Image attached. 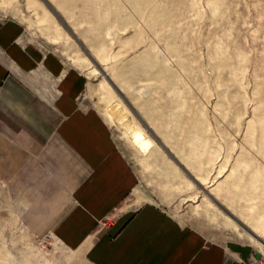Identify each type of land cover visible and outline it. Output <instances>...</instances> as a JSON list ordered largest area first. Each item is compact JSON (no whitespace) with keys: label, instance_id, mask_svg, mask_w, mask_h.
<instances>
[{"label":"rangeland","instance_id":"374dc122","mask_svg":"<svg viewBox=\"0 0 264 264\" xmlns=\"http://www.w3.org/2000/svg\"><path fill=\"white\" fill-rule=\"evenodd\" d=\"M0 21L19 25L13 42L80 74L76 108L105 119L137 169L131 208L154 197L210 239L249 244L250 263L264 264V0H0ZM42 74L60 88L61 73L43 63ZM136 129L153 142L145 151ZM6 146L0 264H97L92 233L72 242L27 217ZM165 182L179 185L163 191Z\"/></svg>","mask_w":264,"mask_h":264},{"label":"crops","instance_id":"0c3cea01","mask_svg":"<svg viewBox=\"0 0 264 264\" xmlns=\"http://www.w3.org/2000/svg\"><path fill=\"white\" fill-rule=\"evenodd\" d=\"M19 29L0 21V143L7 144L9 165L19 169L17 188L31 202L27 217L72 242L92 233L88 255L97 264H251L249 244L210 239L154 197L131 208L137 198L126 199L138 186L137 169L107 121L76 108L80 74L54 55L42 61L37 50L13 42ZM43 63L49 75L62 74L60 88L44 81ZM113 211L109 224L97 225Z\"/></svg>","mask_w":264,"mask_h":264},{"label":"bare ground","instance_id":"6f19581e","mask_svg":"<svg viewBox=\"0 0 264 264\" xmlns=\"http://www.w3.org/2000/svg\"><path fill=\"white\" fill-rule=\"evenodd\" d=\"M133 138L135 143L144 151L150 148V146L153 144L152 140L148 138L146 134L140 129H136L134 131Z\"/></svg>","mask_w":264,"mask_h":264},{"label":"water","instance_id":"95a60500","mask_svg":"<svg viewBox=\"0 0 264 264\" xmlns=\"http://www.w3.org/2000/svg\"><path fill=\"white\" fill-rule=\"evenodd\" d=\"M229 213V212H228ZM229 215H231L239 224H241L242 226H244L247 230H249L254 236H256L257 238H259L258 234L252 232L247 226H245L239 219L235 218L231 213H229ZM261 240V239H260ZM263 241V240H261Z\"/></svg>","mask_w":264,"mask_h":264}]
</instances>
